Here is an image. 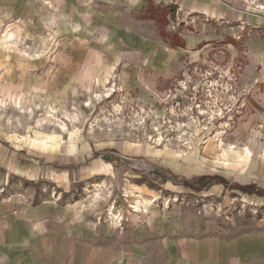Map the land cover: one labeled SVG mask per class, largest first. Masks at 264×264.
<instances>
[{
    "label": "rangeland",
    "instance_id": "1",
    "mask_svg": "<svg viewBox=\"0 0 264 264\" xmlns=\"http://www.w3.org/2000/svg\"><path fill=\"white\" fill-rule=\"evenodd\" d=\"M47 1L0 0V199L77 203L118 227L172 210L220 232L263 220L264 84L243 78V42L257 31L231 23L141 101L116 75L77 71L94 47L52 19ZM217 1L264 14V0ZM148 2L144 31L196 34L211 22Z\"/></svg>",
    "mask_w": 264,
    "mask_h": 264
},
{
    "label": "crops",
    "instance_id": "2",
    "mask_svg": "<svg viewBox=\"0 0 264 264\" xmlns=\"http://www.w3.org/2000/svg\"><path fill=\"white\" fill-rule=\"evenodd\" d=\"M171 1L186 16L205 14L213 22L201 24L196 34L166 36L150 28L144 31L154 22L147 19L148 0H48L47 4L52 19L69 32L87 33L83 38L89 51L94 47L93 56L72 62L77 71L92 68L100 80L116 75L124 94L135 99L145 101L153 95L182 58L195 60L204 54V43L229 35L231 23L257 31V38L248 36L243 42L251 60L243 78L264 84L261 11H242L241 4L217 0ZM214 21L221 27L213 26ZM247 199L257 203L255 194ZM140 219L118 227L95 221L77 203L32 205L0 199V264H264V219L235 224L225 232L202 216L173 210Z\"/></svg>",
    "mask_w": 264,
    "mask_h": 264
},
{
    "label": "bare ground",
    "instance_id": "3",
    "mask_svg": "<svg viewBox=\"0 0 264 264\" xmlns=\"http://www.w3.org/2000/svg\"><path fill=\"white\" fill-rule=\"evenodd\" d=\"M232 149H233V148H232ZM245 150H246V149H245ZM245 150H244V151H245ZM247 156H248V154H247ZM139 199H140V198H139ZM140 200H141V199H140ZM140 200H139V202H142V200H141V201H140ZM144 203H145V202H144ZM138 211H139V210H138ZM136 212H137V211H136Z\"/></svg>",
    "mask_w": 264,
    "mask_h": 264
},
{
    "label": "built area",
    "instance_id": "4",
    "mask_svg": "<svg viewBox=\"0 0 264 264\" xmlns=\"http://www.w3.org/2000/svg\"><path fill=\"white\" fill-rule=\"evenodd\" d=\"M98 220H100V219H98Z\"/></svg>",
    "mask_w": 264,
    "mask_h": 264
}]
</instances>
